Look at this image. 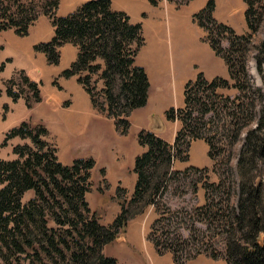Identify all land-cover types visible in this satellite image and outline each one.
Returning <instances> with one entry per match:
<instances>
[{
	"label": "trees",
	"instance_id": "trees-1",
	"mask_svg": "<svg viewBox=\"0 0 264 264\" xmlns=\"http://www.w3.org/2000/svg\"><path fill=\"white\" fill-rule=\"evenodd\" d=\"M161 1L148 0L152 6ZM165 1L178 8L191 0ZM242 1L244 33L214 17V0L192 15L204 32L202 40L225 62L228 77L208 79L198 72L184 84L182 105L164 111L167 121L180 123L172 143L152 130L139 131L138 143L145 150L134 160V190L128 197L123 187L117 188L121 209L110 224L102 222L87 198L93 157L60 161L58 144L41 122L23 120L7 131L1 145L12 143V150L11 157L0 158V264H119L106 253L108 245L126 241L129 223L148 207L156 216L147 240L158 255L170 253L172 264L199 255L226 264H264V37L255 39L264 26V0ZM60 4L0 0V32L15 29L28 36L40 13L47 15L54 33L36 43L34 51L58 65L61 47L76 46L75 60L59 76L76 77L94 109L127 135L132 113L148 102V72L137 61L146 44L143 24L114 9L113 0H85L66 15L57 14ZM250 57L263 86L253 80ZM9 61L1 63L2 72ZM15 72L6 93L14 102L23 99L31 110L43 100L42 83L24 69ZM221 88L237 93L223 96ZM197 139L208 145L215 181L206 166L174 167L176 160H189ZM200 190L202 202L196 200ZM187 195L195 201L186 202ZM173 198L185 203L172 207Z\"/></svg>",
	"mask_w": 264,
	"mask_h": 264
},
{
	"label": "rangeland",
	"instance_id": "rangeland-1",
	"mask_svg": "<svg viewBox=\"0 0 264 264\" xmlns=\"http://www.w3.org/2000/svg\"><path fill=\"white\" fill-rule=\"evenodd\" d=\"M60 1L58 15H66L74 8L75 2L72 0ZM37 2L39 4L41 0ZM206 2L207 0H191L177 8L172 3L152 6L148 0H115V5L126 11L133 21L143 24L146 44L140 50L137 61L148 72L151 84L149 89L152 93V99L138 113V120L131 125L127 135L117 132L114 121L97 111H94L90 120L82 122L78 118L79 110L64 112L56 109L48 101L49 94L54 97L53 93L62 88L59 82L61 77L56 72H59L66 62L49 65L46 57L40 56V53L33 49L36 43L49 40L54 33L52 21L47 15L40 13L38 20L30 26L28 36L17 35L15 29L0 32V43L4 45L3 52L0 51L2 59L0 66L4 60L11 58L4 74L0 69V158L11 157L12 143L6 147L1 144L7 131L14 124L22 120L45 124L59 145L61 161L70 163L77 157H93L96 160V167L92 170L93 185L87 198L90 206L102 215L103 223L110 224L120 209L117 188L123 187L128 197L133 192L136 176L133 165L138 147V133L141 129L140 120L148 123L147 129L158 132L166 141L173 140L178 127L175 122L166 121L163 112L169 107L182 105L184 84L193 79L198 72H202L208 79L214 76L224 77L223 75L228 77L225 62L202 40L204 32L192 21V15ZM214 5V17L219 22L228 24L239 34L247 31L244 18L245 4L242 0H214ZM38 9L41 10L39 7ZM259 33L255 39L264 37V26ZM221 45L226 47L227 42L222 41ZM248 67L254 82L263 86L262 78L251 57ZM20 69H25L31 78L40 77L43 82V101L35 104L31 110L25 103H20L11 112L6 102L9 97L6 90L7 86H10L9 79L14 75L13 72ZM12 73L10 78L5 79ZM16 78L18 82H22L21 75L17 74ZM80 89L89 99L82 86ZM218 93L232 97L237 91L232 88H221ZM65 102L70 103V100L63 101L62 105ZM6 104L7 109L4 108ZM201 144L203 143L195 142L190 148L189 160L187 162L176 160L174 167L182 168L183 165L191 163L203 165L208 158ZM102 169L105 171L102 172ZM208 170L209 178L215 181L216 174L212 171V165ZM194 198L193 195H187L184 200L194 202ZM196 200L202 202V190L199 191ZM184 203L182 199L170 200L172 207ZM155 216L153 208L148 207L130 223L126 241L119 239L112 242L108 245L106 253L116 257L119 264H172L170 253L158 255L147 240L149 225ZM186 264L226 263L222 259L213 260L199 255Z\"/></svg>",
	"mask_w": 264,
	"mask_h": 264
},
{
	"label": "crops",
	"instance_id": "crops-1",
	"mask_svg": "<svg viewBox=\"0 0 264 264\" xmlns=\"http://www.w3.org/2000/svg\"><path fill=\"white\" fill-rule=\"evenodd\" d=\"M84 0H72V2H75V4H74V8L71 10V11H73L78 5H80L82 2H83ZM165 3H168V2H166L165 0H163V1H161L160 3H159V6H162V5H164ZM113 7H114V9H118V10H121L122 8L121 7H119V6H116L115 5V0H113ZM2 52H3V50H2ZM36 53H39V52H36ZM45 56V54H43V53H40V56ZM76 55H77V48H76V46H74V45H72V44H66V45H64V46H62L61 47V62L59 63V64H61L62 62H66V64L63 66V67H61L58 71L59 72H56V74L57 75H60V73L62 72V70H64L65 68H68L70 65H71V63L75 60V58H76ZM46 57V56H45ZM7 59H9V58H7ZM6 59V60H7ZM0 60H2L1 58H0ZM6 60H4V61H6ZM10 61H11V58H10ZM9 61V62H10ZM46 61H47V59H46ZM8 62L6 63V66H5V70L7 69V66H8ZM47 64H49L48 63V61H47ZM58 64V65H59ZM50 65V64H49ZM5 70L3 71V74H4V72H5ZM25 70V69H24ZM26 71V70H25ZM14 73V72H13ZM13 73L12 74H8L6 77H5V79H7V78H10L12 75H13ZM30 75H31V73H30ZM224 77H225V75H223ZM31 77V76H30ZM60 77V76H59ZM32 79L33 80H35V81H37V82H41L42 83V85H43V82H42V80L40 79V77H37V76H32ZM77 83H76V82ZM60 86L62 87L60 90H58V92H56V91H54V92H56V93H53V96L54 97H52V96H50V94L48 95V101L52 104V105H54V107L56 108V109H59V110H62V111H64V112H70V111H72V110H79L78 111V118L82 121V122H87L88 120H90V118H91V116L93 115V113H95L94 111H96L95 109H94V107H93V105H92V103H91V100H90V96H89V99L87 98V96L84 94V93H82V91H81V89H80V86H82L81 84H79L78 83V81H77V79H76V77H71V78H64V77H61L60 78ZM78 84L80 85V86H78ZM83 87V86H82ZM150 87H151V84H150ZM149 87V88H150ZM84 89V88H83ZM41 90H42V86H41ZM85 90V89H84ZM87 93V92H86ZM76 94V95H75ZM88 94V93H87ZM89 95V94H88ZM43 96V95H42ZM152 99V93H151V91H150V89H149V93H148V102L150 101ZM66 100H70V103L69 102H65L64 103V105H62V102L63 101H66ZM43 101V100H42ZM41 101V102H42ZM6 102H7V104H9V106H10V110H11V112L14 110V107L16 106V105H18V104H20V103H25V101L23 100V99H19L17 102H14L10 97H8L7 98V100H6ZM26 105V104H25ZM148 105V103L144 106V107H146ZM27 107V106H26ZM144 107H141V108H138V109H136L133 113H132V115H131V117H130V119H131V123H132V125H133V123L136 121L137 122V120H138V113L144 108ZM175 107H177V106H175ZM166 110V109H165ZM164 110V111H165ZM163 114H164V112H163ZM63 115H65V114H63ZM142 120V119H141ZM140 120V122H139V124H140V128L141 129H143V128H146L147 129V124L148 123H143L142 121ZM23 121V120H22ZM21 121H18L16 124H14V126L15 125H17V124H19ZM172 122V121H171ZM173 122H175V125H176V127H178L179 128V126H180V123L178 122V121H173ZM177 128V129H178ZM140 129V130H141ZM51 131V130H50ZM156 132V131H155ZM176 132V131H175ZM51 133H52V131H51ZM159 136H160V134L158 133V132H156ZM175 135V134H174ZM52 136L54 137V134L52 133ZM55 138V137H54ZM56 140V139H55ZM173 140H169L168 142H172ZM197 141H199V142H202L203 144H201L202 146H203V149L205 150V152H206V155H207V150H208V145L203 141V140H201V139H197V140H195V141H193L192 143H191V146H190V148L192 147V145L195 143V142H197ZM57 142V141H56ZM58 144V143H57ZM58 148H59V145H58ZM145 150V148L144 147H142V146H140L139 145V143H138V147H137V149H136V152H135V155H134V159H135V157L138 155V154H140V153H142L143 151ZM189 152H190V150H189ZM59 155V154H58ZM207 158H208V160L207 161H205V163L203 164V165H197V164H193V163H191V164H189V165H193V166H197V167H205V166H207V167H209V166H211L212 165V161H211V159L209 158V156L207 155ZM59 159H60V157H59ZM61 161V160H60ZM63 162V161H62ZM65 163V162H64ZM71 163V162H70ZM66 164H69V163H66ZM187 165H183V167L182 168H184V167H186ZM133 167H134V165H133ZM182 168H176V169H182ZM121 170V169H120ZM135 175H136V173H134ZM136 179H137V175L134 177V180H135V182H136ZM119 211H120V209H119ZM119 211H118V213H119ZM117 215V214H116ZM138 218V217H137ZM136 218V219H137ZM135 219V220H136ZM135 220H133V221H135ZM133 221H131V222H133ZM130 222V223H131ZM129 223V225H130V227H131V224Z\"/></svg>",
	"mask_w": 264,
	"mask_h": 264
}]
</instances>
